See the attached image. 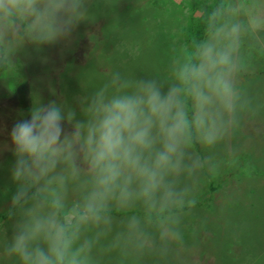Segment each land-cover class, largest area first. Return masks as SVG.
<instances>
[{"label": "clouds", "instance_id": "1", "mask_svg": "<svg viewBox=\"0 0 264 264\" xmlns=\"http://www.w3.org/2000/svg\"><path fill=\"white\" fill-rule=\"evenodd\" d=\"M92 0H0V44L19 21L36 46L70 43L89 20ZM218 28L195 47L171 59L166 74L132 77L113 72L78 98L79 112L64 102L33 103L28 119L9 132L16 190L11 235L0 256L15 264H90L92 240L81 228L109 223V205L141 203L175 216L181 240L183 218L197 203L189 181L217 170L214 149L237 124L239 95L234 84L237 33ZM196 145L202 152L193 155ZM86 191L65 220L66 169L81 174ZM18 213V215H17ZM135 231L139 220L129 218Z\"/></svg>", "mask_w": 264, "mask_h": 264}, {"label": "rangeland", "instance_id": "2", "mask_svg": "<svg viewBox=\"0 0 264 264\" xmlns=\"http://www.w3.org/2000/svg\"><path fill=\"white\" fill-rule=\"evenodd\" d=\"M215 0H92L90 17L70 43L36 46L14 21L2 43L7 68L0 72V242L11 235L16 217L5 216L16 185L9 132L30 118L34 102H64L79 112L78 98L99 87L111 73L132 77L166 74L171 59L188 48L184 29L192 17L207 14ZM218 28L237 33L234 84L239 95L237 124L214 149L217 170L189 181L197 190L186 212L182 239L169 213L149 217L141 203L109 205L110 222L81 228L92 240L90 264H264V0H220ZM193 155L197 153L191 149ZM79 176L66 169L65 220L86 191L87 166ZM214 187L212 192L210 187ZM203 202V203H202ZM160 211V210H159ZM18 215V213H17ZM137 217L139 227L129 228ZM0 264H15L0 256Z\"/></svg>", "mask_w": 264, "mask_h": 264}, {"label": "trees", "instance_id": "3", "mask_svg": "<svg viewBox=\"0 0 264 264\" xmlns=\"http://www.w3.org/2000/svg\"><path fill=\"white\" fill-rule=\"evenodd\" d=\"M223 7V3L220 0H215L214 3L209 8L207 14L200 15L198 17H192L189 23L186 25L184 29V38L187 42L188 48L195 47L197 43H199L203 38H205L210 31L214 29L217 24V20L220 14V10ZM7 68V58L5 55V50L0 44V72H3ZM197 153L200 152V148L196 145L192 147ZM209 190L212 192L214 187H210ZM203 203V202H202ZM10 208L8 209L5 216L10 214ZM115 211H109L108 214H113ZM167 213L164 210H160L153 214H150L152 218H159L162 214ZM60 216L64 218L62 211H60Z\"/></svg>", "mask_w": 264, "mask_h": 264}]
</instances>
